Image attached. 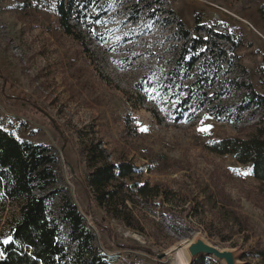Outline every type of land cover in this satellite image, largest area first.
Listing matches in <instances>:
<instances>
[{
  "label": "rangeland",
  "instance_id": "374dc122",
  "mask_svg": "<svg viewBox=\"0 0 264 264\" xmlns=\"http://www.w3.org/2000/svg\"><path fill=\"white\" fill-rule=\"evenodd\" d=\"M23 2L0 0V126L21 142L56 151L55 184L38 193L47 208L59 213L68 197L111 264H173L179 247L196 235L220 249L237 248L243 264H260L252 251L264 249V194L248 166L208 147L245 136L248 130L241 133V127L264 111L252 105L236 116V108L249 101L248 91H220L215 82L207 103L201 107L194 99L176 118L172 105L184 94L167 86V73L180 43L179 23L193 33L198 18L202 35H229L239 43L234 54L243 70L230 68L234 61L229 60L226 76L217 81L244 80L264 97L259 77L264 0H105L102 17L77 26L84 46L60 29L56 0H40L28 9ZM154 8V17L143 16ZM215 106L226 107L229 115L214 118ZM207 125L210 133L197 130ZM88 141L100 143L109 162H130L134 182L159 186L153 192L158 196L128 203L138 229L93 202L82 152ZM18 215L17 204H5L1 241ZM60 230L63 245L72 248L66 221Z\"/></svg>",
  "mask_w": 264,
  "mask_h": 264
},
{
  "label": "trees",
  "instance_id": "16d2710c",
  "mask_svg": "<svg viewBox=\"0 0 264 264\" xmlns=\"http://www.w3.org/2000/svg\"><path fill=\"white\" fill-rule=\"evenodd\" d=\"M105 0H56L55 14L62 32L84 46L83 37L77 26L86 20H96L104 13ZM40 0H24L28 9ZM158 9L147 11L144 17H154ZM264 20V4L259 10ZM178 30L179 45L173 48L171 69L167 75V86H175L184 94L182 99L172 105V114L182 116L186 109L198 100V105L207 100V92L217 83L220 91L247 90L248 103L236 108L240 116L249 106L264 111V97L258 94L244 80L220 79L227 74V62L232 60L237 69L238 57L234 50L238 41L229 35L219 33L201 34L203 26L198 18L194 20V32ZM218 63V65H217ZM233 70V69H232ZM229 72L232 73L233 71ZM261 85L264 87V57L259 68ZM226 79L228 77H225ZM178 85H172V81ZM187 82V85H184ZM207 103V102H206ZM216 119L228 116L226 107H214ZM245 136L225 138L209 145V152L220 156H231L240 165L248 166L252 177L258 182L259 190L264 194V114L254 123L241 127ZM85 165L88 170L86 184L90 188L93 202L102 208L111 218L131 229L139 224L128 203L135 205L137 199L158 196L153 193L159 186H151L147 181H133L136 168L130 162L108 161L100 143L92 141L82 145ZM56 151L50 146L33 145L19 141L14 135L0 126V214L5 204H17L19 215L11 221L7 237L12 242L0 243V264H111L109 258L95 245V234L87 227L85 219L76 205L65 197L59 213L50 211L41 194L47 186L55 184ZM68 224V238L73 247L68 249L61 241L60 222ZM240 223V222H239ZM1 241V240H0ZM253 257L264 264V249L255 248ZM193 264H206L198 258Z\"/></svg>",
  "mask_w": 264,
  "mask_h": 264
},
{
  "label": "water",
  "instance_id": "95a60500",
  "mask_svg": "<svg viewBox=\"0 0 264 264\" xmlns=\"http://www.w3.org/2000/svg\"><path fill=\"white\" fill-rule=\"evenodd\" d=\"M183 251L188 264H193L200 257H209L221 264H243L242 254L237 248L220 249L207 242L201 235H196Z\"/></svg>",
  "mask_w": 264,
  "mask_h": 264
},
{
  "label": "snow or ice",
  "instance_id": "6c2138e0",
  "mask_svg": "<svg viewBox=\"0 0 264 264\" xmlns=\"http://www.w3.org/2000/svg\"><path fill=\"white\" fill-rule=\"evenodd\" d=\"M96 23L97 24H100V23H102L101 21H96ZM93 34H95V31L93 30ZM205 119H210V117H205ZM138 123V122H137ZM202 123V125H203V121L201 122ZM211 128H212V125H207V126H201L200 128H198L197 130L199 131V132H201V133H204V134H208V133H210V131H211ZM139 130L141 131V132H147L148 131V129H147V127H145V126H140L139 127ZM237 171V174L238 175H243V176H247L249 173L248 172H243V173H241V172H239L238 170H236ZM12 242V237H7L6 239H4V240H2V241H0V243H3V244H5V245H7V244H9V243H11Z\"/></svg>",
  "mask_w": 264,
  "mask_h": 264
},
{
  "label": "bare ground",
  "instance_id": "6f19581e",
  "mask_svg": "<svg viewBox=\"0 0 264 264\" xmlns=\"http://www.w3.org/2000/svg\"><path fill=\"white\" fill-rule=\"evenodd\" d=\"M185 244H182L179 247L176 262H174L173 264H188V260L186 259V257L182 253V250H183Z\"/></svg>",
  "mask_w": 264,
  "mask_h": 264
}]
</instances>
